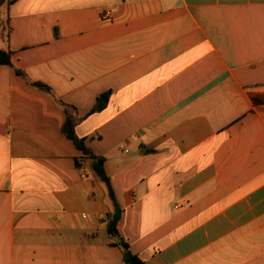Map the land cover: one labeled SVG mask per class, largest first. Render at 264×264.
I'll list each match as a JSON object with an SVG mask.
<instances>
[{
	"label": "crops",
	"instance_id": "1",
	"mask_svg": "<svg viewBox=\"0 0 264 264\" xmlns=\"http://www.w3.org/2000/svg\"><path fill=\"white\" fill-rule=\"evenodd\" d=\"M6 10L0 264L123 262L108 188L91 161L76 163L63 104L105 158L117 231L145 264H264V0H15Z\"/></svg>",
	"mask_w": 264,
	"mask_h": 264
},
{
	"label": "trees",
	"instance_id": "2",
	"mask_svg": "<svg viewBox=\"0 0 264 264\" xmlns=\"http://www.w3.org/2000/svg\"><path fill=\"white\" fill-rule=\"evenodd\" d=\"M14 2L15 0H0V8L2 6L8 8ZM11 57H12V52L9 49L0 48V65L3 64V65L12 66ZM16 73L18 75L24 76L23 72L20 70H16ZM31 84L44 91L51 92L50 88L43 83L33 82ZM108 99H109V92L102 93L97 98V101L91 112L102 110L106 106ZM63 105L66 112V119L62 126V131L66 135V137L69 138L74 143L76 148L82 153V156L76 159V163L78 164V166H80L83 161H91L90 163L91 168L94 171L96 177L99 180L103 181L108 188L110 198L114 205V212L110 215L107 228H108V232L115 237L116 239L115 244L118 245L122 251V255H123L122 264H145L136 254H134L130 250L129 244L119 235L117 231L116 226L120 218L121 209L117 203V199L114 194L110 177L105 169V158L91 151L86 146L84 139L78 137V135L75 132V125L77 123V119L72 112L73 110L70 109L69 106L65 104Z\"/></svg>",
	"mask_w": 264,
	"mask_h": 264
},
{
	"label": "rangeland",
	"instance_id": "3",
	"mask_svg": "<svg viewBox=\"0 0 264 264\" xmlns=\"http://www.w3.org/2000/svg\"><path fill=\"white\" fill-rule=\"evenodd\" d=\"M0 9H1L0 10V23L2 22L4 24H6V18H7L6 17V13H7L6 7L2 6ZM1 33H2V31H0V35H1Z\"/></svg>",
	"mask_w": 264,
	"mask_h": 264
},
{
	"label": "built area",
	"instance_id": "4",
	"mask_svg": "<svg viewBox=\"0 0 264 264\" xmlns=\"http://www.w3.org/2000/svg\"><path fill=\"white\" fill-rule=\"evenodd\" d=\"M109 14H110V12L109 11H106L104 14H103V18H107V17H109Z\"/></svg>",
	"mask_w": 264,
	"mask_h": 264
}]
</instances>
